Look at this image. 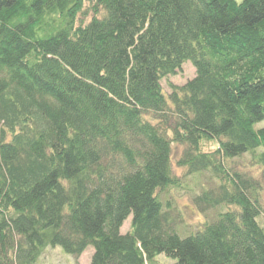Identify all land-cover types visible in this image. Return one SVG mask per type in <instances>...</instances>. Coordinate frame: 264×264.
Wrapping results in <instances>:
<instances>
[{"label": "trees", "instance_id": "obj_1", "mask_svg": "<svg viewBox=\"0 0 264 264\" xmlns=\"http://www.w3.org/2000/svg\"><path fill=\"white\" fill-rule=\"evenodd\" d=\"M263 120L264 0H0V264H264Z\"/></svg>", "mask_w": 264, "mask_h": 264}, {"label": "rangeland", "instance_id": "obj_2", "mask_svg": "<svg viewBox=\"0 0 264 264\" xmlns=\"http://www.w3.org/2000/svg\"><path fill=\"white\" fill-rule=\"evenodd\" d=\"M237 1L241 2L242 0ZM195 73L196 70L194 66L190 62H187L182 66V69L176 75L170 76L168 80H163V87L168 91V84L170 82L174 85H183L188 80L192 79L195 76ZM256 126L258 128L264 127V120L258 123ZM182 150L183 148L180 145H174V171L176 174H181L183 172V169L175 165V159L180 155ZM233 162L237 163L238 166L245 170H251L255 173L258 172V168L256 166L251 165V157L249 155H243L242 157L235 158ZM200 181H202V183L205 184L206 187L211 186L215 183V181L211 179L207 174L202 175ZM262 196L264 200V191ZM174 197L178 206L183 211L187 223H190L191 225H196L197 223L204 221V217L202 216L203 214L199 213V211L197 210L196 206L192 201L191 195H188L183 191H174ZM214 215V211L207 213L208 218H212ZM131 219L132 217L125 221L121 229L122 233H126L129 230ZM259 219L264 224V214H262ZM93 253L94 248L92 246L88 247L80 257H74L66 254L61 247H50L39 258L36 264H90ZM159 260L163 264L174 263L173 259L167 258L164 255H161L159 257Z\"/></svg>", "mask_w": 264, "mask_h": 264}]
</instances>
